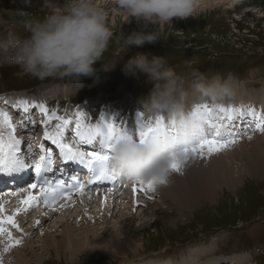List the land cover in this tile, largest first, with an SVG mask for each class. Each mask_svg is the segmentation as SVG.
<instances>
[{"label":"rangeland","instance_id":"rangeland-1","mask_svg":"<svg viewBox=\"0 0 264 264\" xmlns=\"http://www.w3.org/2000/svg\"><path fill=\"white\" fill-rule=\"evenodd\" d=\"M58 2L63 4L64 0ZM97 2L108 11L109 25L114 37L101 61H97L94 65L96 72L92 76L81 77L78 83L73 82L71 78L56 77L41 81L23 74L18 66L8 61L6 55L0 54V111L8 112L14 125L18 126L15 128L17 139H21L22 136H28L30 139L31 150L28 143L29 155L25 157L28 162L38 156L34 144H39L41 141L48 142L44 138L45 125L42 123L46 117L39 110L40 104L46 105L49 113L55 111L57 115L73 120V124L65 132V139L68 142L74 138V121L78 111L86 114L87 123L96 124L101 114L106 120L115 119L122 122L120 117L137 110L140 107L139 98L146 95L152 87V82L145 75L140 74L139 78H136L122 71L127 60L137 53L145 54L148 58L154 55L167 57L176 72L186 78L193 68L199 69L209 77L217 74L223 77L232 75L237 79L233 82L234 87L240 86V90L244 88L243 91L247 93L248 96L245 95L247 98H244L247 105L252 104L251 101L254 99L250 100V98L255 95L260 102L264 101V0H230L227 3L205 0L197 15L186 19L174 17L171 25L145 24L142 20L131 18L126 22L125 13L113 0H97ZM42 6L43 0H0V40H5L11 35L21 37L27 35L26 22L32 18H42L47 11L42 9ZM141 30H153L160 39L145 43L142 47L129 46L126 49L118 40L121 31L131 34L133 31ZM233 77H231L232 81ZM81 100L83 102L78 103ZM195 100L197 104L204 101L199 97L197 99L192 97L190 103ZM25 103L28 105V111L24 110ZM234 104L239 105L238 97L235 98ZM13 108L19 110L13 111ZM27 113L29 116H26ZM23 116L29 120L22 118ZM246 116L239 122L240 125L243 122L246 132L239 139L241 141L244 138L248 139L247 121L257 122L254 119L247 120ZM138 117L142 118L141 115ZM56 123V120H51L47 125L48 130L51 131ZM233 123L235 122L229 123L230 128ZM260 133L259 136H251L253 140L248 139L250 148V144L257 139L264 144V135H262L264 131ZM241 141L218 152L221 160H224V165L232 170L237 165L234 162H238L234 159L237 154L234 156L233 154L245 144ZM259 153L264 155V150ZM224 165L221 167L223 170ZM239 166L243 167V165ZM230 186L218 181V193L212 201L195 204V207L186 210L178 216L179 218H174L170 222L157 221L154 207L141 211L140 204L136 203L134 208L135 211L137 208L138 210L134 217L136 222L134 226H137L140 219L143 223L146 221L147 225L154 220L157 224L153 223L151 227L142 230L144 248L140 245L127 247L125 249L127 253L116 251L113 255L104 250L99 251L97 248L92 251L91 247L83 245L77 246L78 252L74 253L69 251L68 245L65 244L57 248L49 247L47 250L40 245L41 241H38L46 240L48 235H54L53 230L61 234L63 225L68 223L76 225L74 235L82 239L79 235L83 233L81 232L83 226L78 219L86 215L93 216L96 213L95 207L88 211L81 205L78 208L70 206L67 211L55 214H46L51 210L37 209L39 206L26 211L28 213L22 211L20 213L25 214V219H32L30 222L22 219L19 223L22 231H18L15 227L9 229L13 237L20 239L21 243L4 253L3 257L26 253L20 247L25 243L24 250L29 251L25 260L30 262L29 264H166L168 261L171 264H206L213 256L215 257L210 264H214L217 259L228 260V258L233 260V264L239 262L264 264V174H259L258 178L247 175L237 188ZM18 188L12 190L16 192ZM9 189L11 190V187L4 192H9ZM117 199H120L117 201L120 209L125 202L131 207V199L126 198L124 201L120 197ZM152 199L154 202L155 198ZM112 201L109 198L104 205L100 204L104 207L106 216H101L104 219L99 222H91L88 219L90 226L87 230L93 227L101 229L100 227L105 225L104 231L115 234L116 225L111 222L119 221L117 218L119 214L111 213ZM78 202L71 204L75 206ZM89 202V205H99L98 199ZM117 203L115 209L118 207ZM139 211L140 214L142 213L141 216ZM37 221H43V225L38 227ZM124 224L126 223L123 222L121 226ZM21 236L27 237V240H22ZM8 243L11 242L2 240L0 249L2 250ZM135 251L140 252V258L133 260L131 255ZM194 256H201L199 261L201 259L202 261H196ZM14 257V260L19 258V256ZM128 257L131 261H128Z\"/></svg>","mask_w":264,"mask_h":264},{"label":"clouds","instance_id":"clouds-1","mask_svg":"<svg viewBox=\"0 0 264 264\" xmlns=\"http://www.w3.org/2000/svg\"><path fill=\"white\" fill-rule=\"evenodd\" d=\"M125 13L126 22L142 20L145 24H172L173 18L195 16L202 0H113ZM47 9L42 18L26 22L27 35H11L0 40V54L18 66L23 74L41 81L50 78L92 76L94 65L108 51L114 33L109 25L108 11L97 0H43ZM160 38L152 31H121L118 40L126 49L142 47ZM122 71L139 78L145 75L152 87L139 98L145 125L157 127L140 142L136 133L114 142L108 167L118 180L155 179L157 186L167 185L173 171L169 163L173 153L197 140L207 130L204 114L190 104L191 97L216 103L235 94L231 77L219 74L209 77L193 68L189 77L178 74L167 57L137 53L127 60ZM6 264H12L9 256ZM166 264H171L170 261Z\"/></svg>","mask_w":264,"mask_h":264},{"label":"bare ground","instance_id":"bare-ground-1","mask_svg":"<svg viewBox=\"0 0 264 264\" xmlns=\"http://www.w3.org/2000/svg\"><path fill=\"white\" fill-rule=\"evenodd\" d=\"M210 1H213V0H210ZM218 1L227 3L230 0H218ZM232 1H234V0H232ZM202 3H205V0H202ZM206 3H207V1H206ZM244 86H245V84H244ZM234 88H235V94H234L235 96H234L233 100L231 99L232 101H230L229 104H228V102H226V100L223 99V100L218 101L216 103L210 102V105L209 104H207V105L209 107L210 106L213 107L214 105H224L225 107L231 106V107H235V108H243V110L245 111V116L247 115L245 117V118H248L247 120L253 119V117L251 115L247 114V110L249 108H252L256 112L261 113V114H259L260 121L264 122V101L261 100V102H260V100L258 98H256V95H255L254 97L250 98V100L254 99L251 101L253 105L252 104L247 105L245 103L244 98H247L248 95L245 91H243L244 88H242V90H240V86L239 87L235 86ZM245 95H247V96H245ZM250 95H252V94H250ZM250 95H249V97H250ZM259 95H260V93H259ZM236 97H238V99H239V105L234 104ZM249 97H248V99H249ZM258 100H259V102H258ZM256 103H258V104H256ZM12 110L14 111V110H19V109L13 108ZM89 112H91V111H89ZM215 115L217 116L218 120H219V117H221V116L223 117V119H225V117L227 116L226 114L219 113L218 111L215 113ZM26 116H29V114L27 113ZM26 116H23L22 118L25 119ZM243 118L237 116L234 120H231L230 122L235 121L237 125H240L239 122H241ZM27 120H29V118ZM130 122L140 123L141 118L137 117L134 120H130ZM247 122H248V128H246L247 133L249 134L250 131L252 130L249 135H251V136H257L258 135L259 136L261 134L260 133L261 131L255 129L256 123L255 122L251 123L249 121H247ZM36 125L38 126V124H36ZM246 125H247V123H246ZM16 127L18 128V126H16ZM129 131H130V133H133L134 129H132V127H129ZM248 134H247V137H248ZM262 135H264V134H262ZM27 137L28 136H22L21 137V139H22L21 141L24 140L20 146L21 152L23 154H24V152H27L26 149L28 147V143L30 142L29 141L30 139H27ZM257 138H259V137H257ZM253 139L254 138H252V140ZM46 141H48V140H46ZM239 141H241V140H239ZM247 141H248V144H246ZM241 142H245V144L242 147H240L239 149H236L234 154H233V156L235 154H237V157L235 155L234 159H236L238 161V162H234L237 165H236V168L234 166L235 169L233 168V170L229 166L226 167L224 165V160H221L222 158L220 157L219 153L218 154H212L211 160H210V156H205L202 158L197 156L194 158H190L184 164V166L180 172H173L171 179L167 185H164V186H157L156 185L154 191H150L147 193H145L144 191L133 192V184H130V185L125 186L126 187L125 194L122 196L117 195V193L114 191H112L111 195H106L105 192L101 191L102 196H99L98 194H96L91 199L86 198L83 203H82V201H80V200H82V197L79 198L78 199L79 200L78 205H75V206L73 204H71L74 202V200H70L68 203L60 202V203H58L57 207L51 208V212L47 213V214H55V213H59L61 211L65 212V211H67V209L70 206L78 208L79 205H81L83 209L86 208L88 211H90L92 208L95 207L96 213L93 216L92 215H86V216L78 219L81 222L80 224L83 226L82 231H81L83 233H80V235H79V237H81L82 239H78V237L74 235V231L76 230V225L68 223V224L63 225L61 234H57L58 231L53 230V232H55L54 235H48V238L46 240L41 239L38 241H41L42 244H40V245L45 249H47L49 247L57 248L59 245L63 246L64 244L66 246L68 245V250L71 251L72 253L78 252L77 246H80V245L89 246L92 248V251L96 250V248L99 251L104 250L107 253L112 254V255L115 254L116 251L127 253V252H125V249L127 247H135V246L137 247L140 245V246H143V248H144V245L142 242V240H143L142 230L143 229H145L147 227H151L153 223L157 224V221L170 222L174 218L175 219L179 218L178 216H181L180 214L185 213L186 210H189V209L195 207V204L198 205V203L200 204V203L205 202V201H212L218 193V188H217L218 181L224 182V185L227 184L228 187H229V185H231L232 187L237 188L239 183L243 182V179L247 175L251 176L253 178H258L259 174H262V175L264 174V155L259 153L260 151L264 150V144L262 142H260L259 139H257V140H255V142L250 144L251 145V148H250L248 139L246 140V138H244ZM49 144H52V143L49 142ZM41 154H43V152ZM227 162H229V164L231 163L229 160ZM223 165H224V170L221 168ZM239 165H243V167H240ZM219 167H220V171H219ZM235 172L236 173L239 172V174L236 175ZM23 173H19L17 175L19 176ZM26 180L10 181L8 184H5V185L0 187V201H6L7 202L4 204L6 215H13L15 209L23 207L19 203V198L17 196L11 195V193H14V191H15V190H12L11 185H14L13 189L18 188V187L22 188L24 186V182H26ZM0 181L2 184L3 182H5V179L2 176H0ZM221 186H223V184ZM10 187H11V191H9L10 190L9 189L8 190L9 192L5 193L4 191ZM127 189H129V191H127ZM1 192H4L5 194L4 193L1 194ZM34 193H35V190H33V194ZM22 195H26V194H22ZM88 196H90V195H88ZM118 197H120L121 200H123V201L126 200V198L131 199V207H129L127 205L128 202H125L123 204V208L120 209L119 208L120 204L117 203V201L120 200V199H117ZM94 198L99 200V205H96V204L94 206L89 205L90 204L89 201L95 200ZM109 198L111 200H113L112 203L110 204L112 209H113L111 211V213L115 212L116 214H119V216L117 217L119 221L111 222V224L116 225V227L114 228V229H116L115 234L114 235L109 234V232L107 230L104 231L105 225L100 227L101 229H98V227H96V228L93 227L91 230H87V228H89V226H90V221L91 222L103 221L104 217H101V216H104V215L106 216V212L104 211V207H102L100 204L104 205L106 203V201H108ZM152 198H155L154 202H153ZM157 198H158V200L156 201ZM116 203L118 204V207L116 208L117 211L115 209ZM136 203L140 204L139 210H141V211H146L147 208L150 209L151 207H154L155 212H156L157 221L151 220L152 223L148 221L149 224L147 225L146 221L143 223V222H141V219H140V222H137L138 223L137 226H134V223H136L134 221V217H135L136 211L138 210V208H137V210L135 211V208H134V205L136 206ZM41 205H43V204H41ZM87 205H89V206H87ZM43 206H44V210L49 208L46 205H43ZM85 206H87V207H85ZM6 207H7V209H6ZM36 207H38V206H34L32 208H29L28 210L34 209ZM118 210L120 213L118 212ZM23 212H26V211H23ZM85 214H87L86 211H85ZM141 214L139 211V216H141ZM111 216H112V214L110 215V219H111ZM25 218H26L25 214H21V213H17L15 216V219H16L18 224L21 223L22 219H25ZM31 219H25V220H27V222H30ZM88 219L90 221H87ZM123 222H125L126 224L121 226V224ZM42 223H43V221H39L38 227L42 226L43 225ZM5 227L8 228V225H6ZM19 227H20V225H19ZM11 228H12V226L9 225L8 229H11ZM89 234H92V235H89ZM89 238L90 239L92 238V240H90ZM21 239L27 240V237L23 238L21 236ZM2 240H7L5 235H0V242ZM25 246L26 245L24 243L20 247H21V250L23 252H26V253H23V254L15 253L12 256H10L13 259L12 264H29L30 263V262H27V260H25L27 258V256L29 255L28 249L24 250ZM29 249H32V248H29ZM99 251H97V252H99ZM139 253L140 252H136V251L133 252V254L131 255L133 257L131 259L134 260L135 258H140ZM205 253H207V252H205ZM14 256H19V258L15 259L16 260L15 261ZM201 256H203V255H201ZM201 256H194L193 258L196 261H199V258H201ZM72 257L73 256H71V258ZM213 257H215V256H213ZM213 257H211L209 259L208 263H206V264H210V262L213 261V259H212ZM6 258L3 257L4 264H6V260H7ZM128 259H129L128 261H131L130 257H128ZM201 261H202V259L199 262H201ZM206 262H207V260H206ZM233 263H234L233 260L228 258V260H223V259L218 260L217 259L214 264H233ZM239 264H240V262H239Z\"/></svg>","mask_w":264,"mask_h":264},{"label":"snow or ice","instance_id":"snow-or-ice-1","mask_svg":"<svg viewBox=\"0 0 264 264\" xmlns=\"http://www.w3.org/2000/svg\"><path fill=\"white\" fill-rule=\"evenodd\" d=\"M23 107L25 111H28V105L26 103ZM38 107L40 112L46 117L42 121L45 125L44 138L59 148L60 155L64 161H72L89 169L91 175L89 183L94 181L101 183L104 181L115 182L116 177L109 169L108 162L111 158V149L114 142L129 134L126 126L121 127L115 119L106 120L103 114H101L100 120L96 124H90L86 122V114L78 111L74 121V138L71 142H66L65 132L73 124V120L59 116L55 111L49 113V109L44 104H40ZM196 109L204 114L207 130L197 140L186 144L180 152L172 154L169 168L173 172H180L190 158L211 156L212 154L232 147L238 143L242 135V132L238 131H229L225 135L215 113L218 111L219 113L226 114L231 121L237 116L241 118L245 116L243 108L225 107L224 105L209 107L204 104L197 105ZM247 114L251 115L257 121L255 129L264 131V122L260 121L259 113L249 108ZM53 119L57 123L50 131L47 125ZM219 119H223V117L221 116ZM160 120H163V117H159L156 123L145 125L143 119H141L139 127L135 132L141 143L158 126ZM15 128L16 126L10 114L6 111H0V176L5 181L20 180L22 177L17 174L23 173L26 169L34 166L37 180L34 183H29L27 187L18 188L16 192L11 193V195L19 198V203L23 206L15 209L13 215L5 214L4 204L7 202L0 201V235H5L7 241L11 242L0 250V264H4V253H7L12 247L21 243V240L13 237L11 231L5 227V225H11L18 231H22L15 219L17 213L38 206L41 200L45 205L54 204L61 196L70 198L73 192L83 194L85 189V185L79 183V181L65 187L63 183L53 184L49 179L41 178L43 173L52 172L53 170L51 151H45L44 145L41 144L40 150L45 154L41 155L39 160L28 162L21 155L20 146L22 141L16 138ZM248 139H252L251 135L248 136ZM97 143L99 150L93 149L91 151H85L81 148V145H95ZM29 150H31V144H29ZM73 179L75 180V178ZM156 185L157 181L155 179H137L133 182V192L144 191L147 193L154 191ZM35 189H39V191L33 194V190Z\"/></svg>","mask_w":264,"mask_h":264}]
</instances>
